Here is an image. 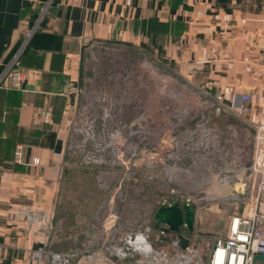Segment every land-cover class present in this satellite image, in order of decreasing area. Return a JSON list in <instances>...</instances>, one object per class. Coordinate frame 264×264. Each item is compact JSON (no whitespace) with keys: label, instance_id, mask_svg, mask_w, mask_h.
Listing matches in <instances>:
<instances>
[{"label":"crops","instance_id":"obj_1","mask_svg":"<svg viewBox=\"0 0 264 264\" xmlns=\"http://www.w3.org/2000/svg\"><path fill=\"white\" fill-rule=\"evenodd\" d=\"M108 43L153 49L211 94L249 95L231 125L259 139L264 0H0V74L20 49L29 74L22 89H0V264L147 263L108 244L109 227L96 217L82 246L59 212L83 61Z\"/></svg>","mask_w":264,"mask_h":264},{"label":"rangeland","instance_id":"obj_2","mask_svg":"<svg viewBox=\"0 0 264 264\" xmlns=\"http://www.w3.org/2000/svg\"><path fill=\"white\" fill-rule=\"evenodd\" d=\"M155 53L118 43L89 48L59 212L82 246L96 217L93 224L109 227L108 244L126 246L129 255L142 253L136 235L143 233L152 248L141 254L146 264H209L231 218L251 208L260 175L249 165L250 150L264 155V129L255 144L239 135L231 124L248 111L249 102L246 111L234 107L242 95L211 94ZM174 204L182 211L185 250L156 219Z\"/></svg>","mask_w":264,"mask_h":264},{"label":"built area","instance_id":"obj_3","mask_svg":"<svg viewBox=\"0 0 264 264\" xmlns=\"http://www.w3.org/2000/svg\"><path fill=\"white\" fill-rule=\"evenodd\" d=\"M126 4L129 5V1ZM20 52L21 49L1 72L0 89H22L28 78L29 74L19 67ZM249 101L248 95H242L241 99L234 103V107L240 112L246 111L245 107ZM48 121L49 113L45 117V122ZM262 129L264 126L260 130ZM36 163L37 159L34 160V164ZM253 171L260 177L250 212L231 218L227 236L216 241L209 264H264L262 260H254L256 256L264 257V155L256 156Z\"/></svg>","mask_w":264,"mask_h":264},{"label":"water","instance_id":"obj_4","mask_svg":"<svg viewBox=\"0 0 264 264\" xmlns=\"http://www.w3.org/2000/svg\"><path fill=\"white\" fill-rule=\"evenodd\" d=\"M186 220L189 218V211L186 210L185 213ZM156 219L158 222L166 224L169 226V230L171 232H175L178 234L179 245L182 249H187L188 240H186L180 234V227L184 224L182 211L177 204H174L171 207L161 208L158 210ZM254 260H262L264 261V257L256 256Z\"/></svg>","mask_w":264,"mask_h":264},{"label":"clouds","instance_id":"obj_5","mask_svg":"<svg viewBox=\"0 0 264 264\" xmlns=\"http://www.w3.org/2000/svg\"><path fill=\"white\" fill-rule=\"evenodd\" d=\"M137 241H141L144 244V247L141 249H137L138 251H141L144 255L148 256L152 252L151 245L147 241V237L143 233H138L136 235ZM255 250V249H254ZM242 259V258H241ZM250 259V258H249Z\"/></svg>","mask_w":264,"mask_h":264}]
</instances>
